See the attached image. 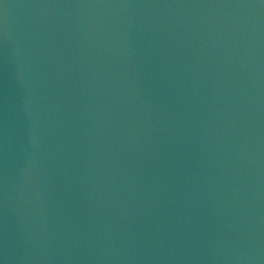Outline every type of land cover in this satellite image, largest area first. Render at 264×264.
Segmentation results:
<instances>
[{"label":"water","instance_id":"1","mask_svg":"<svg viewBox=\"0 0 264 264\" xmlns=\"http://www.w3.org/2000/svg\"><path fill=\"white\" fill-rule=\"evenodd\" d=\"M0 264H264V0H0Z\"/></svg>","mask_w":264,"mask_h":264}]
</instances>
